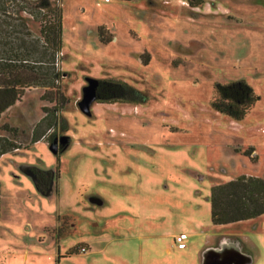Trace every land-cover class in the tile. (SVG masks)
I'll use <instances>...</instances> for the list:
<instances>
[{"label": "rangeland", "instance_id": "obj_1", "mask_svg": "<svg viewBox=\"0 0 264 264\" xmlns=\"http://www.w3.org/2000/svg\"><path fill=\"white\" fill-rule=\"evenodd\" d=\"M58 4L64 99L31 87L0 118L20 146L0 156V264H206L214 250L264 264V212L214 224L210 203L216 184L264 181V0ZM89 78L125 81L146 101L93 102L88 115ZM239 79L258 100L233 120L211 103L216 84ZM33 169L51 173L48 191Z\"/></svg>", "mask_w": 264, "mask_h": 264}, {"label": "trees", "instance_id": "obj_2", "mask_svg": "<svg viewBox=\"0 0 264 264\" xmlns=\"http://www.w3.org/2000/svg\"><path fill=\"white\" fill-rule=\"evenodd\" d=\"M59 0H0V118L31 87L54 88L63 77L58 68L62 48L61 6ZM38 24L37 33L29 22ZM101 35V32H99ZM103 41V40H102ZM93 102L144 103L146 95L125 81L95 80ZM56 94L63 98L56 87ZM211 106L233 120H242L258 100L249 84L242 80L216 84ZM44 92L42 100H50ZM91 114V110L87 113ZM17 129L8 123L0 125V156L19 149ZM43 133L32 137L35 142ZM69 141V139H68ZM36 187L50 189L49 171L31 170ZM211 221L226 224L255 218L264 212V181L257 176L240 175L211 189ZM1 211V208H0Z\"/></svg>", "mask_w": 264, "mask_h": 264}, {"label": "water", "instance_id": "obj_3", "mask_svg": "<svg viewBox=\"0 0 264 264\" xmlns=\"http://www.w3.org/2000/svg\"><path fill=\"white\" fill-rule=\"evenodd\" d=\"M95 85H96L95 80L89 78L88 79V85L84 86V88H83L84 95H83L81 101L79 102V107L85 113L89 112L90 106L95 99ZM66 141H67V137L62 136L60 139V142L63 145V149H65L67 147ZM49 148L54 153L59 152L56 140H54L52 143L49 144Z\"/></svg>", "mask_w": 264, "mask_h": 264}, {"label": "crops", "instance_id": "obj_4", "mask_svg": "<svg viewBox=\"0 0 264 264\" xmlns=\"http://www.w3.org/2000/svg\"><path fill=\"white\" fill-rule=\"evenodd\" d=\"M40 170L47 171V170H43V169H40ZM181 233H183V232H181ZM185 239H187V236ZM175 241H176V239H175ZM223 256H221L220 252H218L217 250H214V252L212 251V254H209V258H208L206 264H234V262H226V259H225V257L223 258Z\"/></svg>", "mask_w": 264, "mask_h": 264}, {"label": "flooded vegetation", "instance_id": "obj_5", "mask_svg": "<svg viewBox=\"0 0 264 264\" xmlns=\"http://www.w3.org/2000/svg\"><path fill=\"white\" fill-rule=\"evenodd\" d=\"M62 136H65V135L55 136V137L52 138V141H51V143H52L54 140H56L59 152L63 150V145L60 142V139H61ZM66 142H67V145H68V138H67Z\"/></svg>", "mask_w": 264, "mask_h": 264}, {"label": "built area", "instance_id": "obj_6", "mask_svg": "<svg viewBox=\"0 0 264 264\" xmlns=\"http://www.w3.org/2000/svg\"><path fill=\"white\" fill-rule=\"evenodd\" d=\"M105 1H107V0H105ZM57 64H58V61H57ZM186 238V235L184 234V233H181V234H179L177 237H176V241L178 242V246L179 247H183V240Z\"/></svg>", "mask_w": 264, "mask_h": 264}]
</instances>
